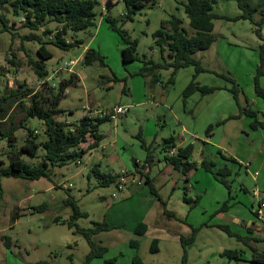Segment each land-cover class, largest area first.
Returning <instances> with one entry per match:
<instances>
[{"label": "rangeland", "instance_id": "1", "mask_svg": "<svg viewBox=\"0 0 264 264\" xmlns=\"http://www.w3.org/2000/svg\"><path fill=\"white\" fill-rule=\"evenodd\" d=\"M95 1V25L66 35L68 40H82L80 44L68 50L46 44L52 53L45 61L47 81L57 83L58 77L65 79L70 73L79 77L61 95L58 107L62 112L57 119L76 124L89 107L111 110L122 105L128 110L99 124L98 130L103 135L100 146L87 150L76 161L52 167L49 177L35 180L1 178L0 264H30L38 260L82 263L89 252L87 240L76 227L68 228L66 223L54 222L55 217L62 221L70 218L71 207L64 202L69 195L86 214L76 220L78 227H93L98 222H106L109 227L92 236L107 250L101 257L93 258L91 264H130L135 253L145 264H181L183 248L179 237L191 233L189 225L198 230L194 242L186 248V264H235L234 260L219 253L222 248L228 249L234 240L220 227L205 228V224L215 222L218 218L215 213L221 210L238 217L236 225L229 224L231 231L244 232L243 222L247 220H257L260 224L251 210H256L264 200V129H252L251 118L243 110L250 108L262 118L264 103L254 92L253 85L264 39L256 33L257 26L250 20L215 18V41L194 56L205 69L195 81L217 89L206 94L195 90L184 97V90L194 74L193 66L180 68L174 74L172 68H160L151 73L142 71V66L147 60L163 62L160 47L153 37L162 20L174 15L183 19V26L190 29L182 4L185 0H156L155 6L145 7L132 21L122 25L127 34L137 40L139 59L129 62L122 61L123 44L104 19L108 15L121 25L123 2L113 1L106 10V0ZM214 1L213 12L216 14L233 17L240 13L235 0ZM260 8H264V4ZM1 13L10 23H16L13 27L17 36L12 39L9 31L0 32V96L9 94L10 89L27 87L44 92V80L35 75L27 63L28 57L36 58L38 42L21 43L19 36L29 32L19 26L22 16L14 15L9 5L0 6ZM259 17V12L253 15L255 20ZM47 27L54 32L59 26L50 22ZM260 27L264 37V23ZM34 33L41 35L42 28ZM50 35H45V40ZM87 48L97 50L103 61L96 59L90 65L83 64L82 57ZM167 53L165 51L164 56L169 60ZM12 54L19 62L18 66L8 63ZM70 60H75L74 65H68ZM226 77L237 83V100L229 90L232 83ZM259 81L264 87V75ZM19 98L7 100L5 118L0 122L3 131L17 127L13 142L16 149L28 135H33L35 141L46 138L43 122L26 117L21 103L27 105L28 101L20 98V102ZM235 115L238 116L226 120ZM209 125L213 127L207 135ZM0 137V159L7 166L6 153L12 147L6 137ZM169 137L175 142L184 138L183 146L193 145L190 161L195 167L187 173V180L164 159L162 146L164 139ZM91 141L88 137L78 148L84 149ZM141 143L149 148L152 156L148 173L162 201L151 193L144 179L137 177L138 172L134 170L133 159L141 161V164L137 162L140 169L146 158L147 151ZM43 153L40 148L36 157L24 154L22 158L36 163ZM227 157L236 159L232 161ZM203 160L212 162L209 169L202 165ZM94 165H99L102 171L120 172L124 187L119 189L114 183L99 186L91 171ZM224 167L230 170L229 175L219 173ZM145 170L139 171L145 173ZM221 179L230 185L229 193ZM184 196L191 201H184ZM162 202L176 217L164 213ZM139 222L147 225L142 235L135 234L132 229ZM3 236L10 238V248L4 246ZM131 239L138 240L137 249L129 245ZM153 239L158 240L159 247L154 253L150 251ZM258 246L264 250V241H259ZM4 252L6 257H3ZM237 264H254L250 252L247 251Z\"/></svg>", "mask_w": 264, "mask_h": 264}, {"label": "trees", "instance_id": "2", "mask_svg": "<svg viewBox=\"0 0 264 264\" xmlns=\"http://www.w3.org/2000/svg\"><path fill=\"white\" fill-rule=\"evenodd\" d=\"M113 1L120 0H106L111 2L110 7L113 5ZM124 4V12L121 17V25L117 24V20L110 16H104L105 21L109 27L115 31L123 44L121 48V58L123 62H129L138 60L137 54V40L132 39L127 32L122 28V25L127 21H132L134 16L144 9L145 7H153L156 5V0H121ZM240 13L229 17L226 15H219L213 12L214 0H185L183 4L184 12L188 18L189 30L183 26V19L172 15L167 20L161 21V27L153 32L155 43L160 47L161 56L163 62H154L147 60L142 66V71L155 72L160 68H172V74L178 69L187 66L194 67V74L192 79L188 83L184 90L183 96L186 97L192 94L195 90L200 91L201 94L210 93L217 89V87L200 85L195 81L197 75L205 71L202 67L200 60L197 59L194 54L201 50L208 49L215 41V35L213 34V27L215 18H224L226 20H250L257 26L256 33L260 38L261 24L264 23V8H260L264 4V0H235ZM9 5L14 15L22 16L19 26L21 28H27L29 32L19 36L20 42L35 40L39 46L36 49V58L28 57L27 63L33 70L35 75L44 80L43 87L46 86L44 92L35 91L32 88L23 89H10L9 94L0 96V122L5 118V104L8 99L17 98L20 96L22 99H26L22 102L21 106L24 108L26 117H35L43 122V132L46 136L45 140L35 141L32 136H27L24 143L19 149L13 147L15 141V129L17 127L11 126L9 129L3 131L0 129V135L8 139L9 145L12 147L7 151L8 165H4V161L0 159V182L2 177H22L26 179H39L41 177H49L51 168L54 166H62L66 162L76 161L82 155L90 149L96 148L103 138V135L99 132V124L109 120L108 118L88 117L84 115L76 124L67 123L63 120H58V115L62 110L58 107L61 95L67 86L76 83L79 77L76 73H70L68 78L58 79L57 83H49L47 81L48 70L45 66V61L52 57V53L47 49L46 44H52L61 50H68L77 46L82 42L80 39L68 40L66 35L69 32H77L86 30L87 28L95 25V0H0V6ZM110 9V8H109ZM107 9V10H109ZM259 12L260 17L258 20L253 19V15ZM53 22L56 23V30L53 32L47 27V24ZM0 32L9 31L11 38L14 39L17 36L15 32V22L10 21L5 17V14H0ZM42 28V34L38 35L34 31ZM53 33L51 36L50 34ZM50 35L48 40H45V35ZM167 51L169 60L164 56ZM14 54L7 61L12 66H18L19 62L14 60ZM103 61V57L100 53L93 49L87 48L82 57V63L90 65L94 60ZM264 75V42L260 47V65L257 68L256 75L254 76V92L260 96L264 103V87L260 84V77ZM155 80L158 79L157 75L153 74ZM228 81L232 83V88L229 89L235 100L238 98L239 88L237 83L231 77H226ZM18 99V100H19ZM17 102V101H16ZM247 116L251 118L250 127L252 129L262 128L264 129V110L262 111V118H259L257 112L247 108L243 110ZM235 116H228L226 120L236 118ZM224 122L220 121L217 124ZM212 125L206 128V134L210 135ZM31 130L29 134H31ZM91 138L92 141L82 149L78 146L87 141V138ZM1 138V137H0ZM141 146L147 151L146 158L141 168H145V173L139 171L138 163L133 159L135 169L138 172L139 178L144 179V184L149 187L151 193L155 195L158 200H161L157 193L148 171L150 170L152 163V156L149 148L141 143ZM175 147L173 137L164 139L162 151L165 153L164 159L169 163L173 169L179 171L185 180H187V173L195 167V164L190 161V156L193 152V145L187 144L184 146L175 147V152L171 153L170 149ZM44 151L42 157L36 163L26 162L22 155L27 154L31 157H36L39 149ZM169 152V153H168ZM168 153V154H167ZM227 159L235 161L233 157H227ZM212 162L203 160L202 165L206 169H209ZM92 174L98 181L99 186H108L114 183L116 186L120 184L121 174L112 171H102L99 165L92 167ZM219 173L223 175H229L230 170L226 167L219 170ZM223 185L230 192V185L224 179H221ZM229 197L230 194H229ZM184 201L190 202L191 200L183 197ZM162 201V200H161ZM65 204L71 207V215L67 221L60 220L59 217L54 218L56 223H66L68 228L76 227V231L81 233L89 244V252L86 254L84 261L81 264H91V260L95 257H101L107 250L105 246L98 245L92 238V236L100 232L101 230L108 229L106 222L95 223L93 227L81 228L78 227L76 220L81 216H86L84 212H81L76 200L70 195L66 197ZM163 211L169 217H176L175 213L168 211L165 208V202ZM225 206V205H224ZM223 207V206H222ZM223 211V210H221ZM224 230L228 235L234 236L237 240L247 245L251 251V261L257 264H264V252L259 251L256 248L248 244L247 238L238 235L230 230L228 225H217ZM147 225L144 222H139L133 229L137 235H142L146 232ZM198 228L191 226V233L188 236L180 235L179 240L183 248V255L181 264H186V248L188 245L194 242L195 235ZM3 244L6 248H10L11 240L9 237L3 236ZM129 245L135 249L138 248V240L131 239ZM158 240L153 239L150 245L151 252H157ZM242 251L239 249H224L220 255L226 256L228 260L239 261ZM132 264H145L141 257L135 253L132 256ZM30 264H56L48 260H38Z\"/></svg>", "mask_w": 264, "mask_h": 264}, {"label": "crops", "instance_id": "3", "mask_svg": "<svg viewBox=\"0 0 264 264\" xmlns=\"http://www.w3.org/2000/svg\"><path fill=\"white\" fill-rule=\"evenodd\" d=\"M214 27H215V25H214ZM214 27H213V30H214ZM49 78V77H48ZM48 78H46V79H48ZM58 79H60L59 77H58ZM43 80V79H42ZM158 80V79H157ZM92 108V107H91ZM95 109V108H94ZM4 120V119H3ZM2 120V121H3ZM184 138L183 139H181V141H179V142H175L174 141V143H175V147H178V146H183V142H184ZM193 143V142H192ZM98 146H100V144H98ZM97 146V147H98ZM171 148L170 149V152L171 153H173V152H175V149L176 148ZM169 153V152H168ZM167 153V154H168ZM235 158V157H234ZM236 159V158H235ZM137 162H140V164H141V161H139V160H137ZM169 164V163H168ZM140 169H142V168H140ZM109 171V170H108ZM122 171V170H121ZM150 171H151V169H150ZM120 173V172H119ZM138 176V175H137ZM121 177H122V175H121ZM184 178H185V176H184ZM254 194L255 195H257L258 194V190H257V188H255V190H254ZM260 202H264V200L263 201H260ZM259 202V203H260ZM252 207V206H251ZM263 209V208H262ZM251 213H253V215L258 219V221H259V223L260 224H258L257 223V220L256 221H254V220H247L246 222H243V229H244V232H239L238 230H234L235 231V233H237L238 235H240V236H242V237H245V238H247V242H248V244L249 245H251L252 247H254V248H256L257 250H259V251H263L264 252V250L262 249V248H260L259 246H258V242L259 241H264V210H262V215L260 216V217H257V215H256V212H255V210H251ZM176 215V214H175ZM218 218H217V217ZM215 217L217 218L216 220H215V222H213V223H209V224H205V228H210V227H216L217 228V224H219V225H228L229 226V224H231V225H236V223L235 222H238L239 220H238V217L237 216H235L234 214H228V212L227 211H217L216 213H215ZM220 223H224V224H220ZM216 225V226H215ZM189 227H191L190 225H189ZM132 229H134V227L132 228ZM233 231V232H234ZM227 236H228V238H230L231 240H234V243H232V245L231 246H229V248L228 249H239V250H241L242 251V254H241V256H240V260L239 261H241L242 260V258L245 256V254H246V252L247 251H249L250 252V255H251V251H250V249H249V247L247 246V245H245V244H243L241 241H239V240H237L234 236H230V235H228L227 234ZM179 237V236H178ZM159 248V247H158ZM224 249H226V248H222L221 250H219V253H221ZM3 257H6V253L4 252V254H3ZM132 260V259H131ZM52 262H54V263H56V264H62V263H60V262H58L57 260H55V261H52ZM238 262V261H237ZM237 262L235 263V264H237ZM252 262V261H251ZM252 263H254V262H252ZM130 264H132V261H131V263ZM254 264H257V263H254Z\"/></svg>", "mask_w": 264, "mask_h": 264}, {"label": "built area", "instance_id": "4", "mask_svg": "<svg viewBox=\"0 0 264 264\" xmlns=\"http://www.w3.org/2000/svg\"><path fill=\"white\" fill-rule=\"evenodd\" d=\"M75 60H70L68 63L69 66L74 65ZM54 84V83H52ZM128 108L126 106L122 105H116L111 110H100V109H94V108H87L86 116L88 117H99V118H108L109 120L115 119L117 116L125 114L127 112ZM124 173V171H121ZM138 177V176H137ZM142 179V178H140ZM140 179L138 180V183H140ZM120 184L117 186V188L121 189L124 187V177L122 176L120 178ZM132 182H135V179L131 180ZM114 195V194H113ZM262 208H264V202H261L258 206V208L255 210L257 217H260L262 215Z\"/></svg>", "mask_w": 264, "mask_h": 264}, {"label": "water", "instance_id": "5", "mask_svg": "<svg viewBox=\"0 0 264 264\" xmlns=\"http://www.w3.org/2000/svg\"><path fill=\"white\" fill-rule=\"evenodd\" d=\"M110 5H111V2H106V4H105V9H106V10L109 9V8H110Z\"/></svg>", "mask_w": 264, "mask_h": 264}]
</instances>
